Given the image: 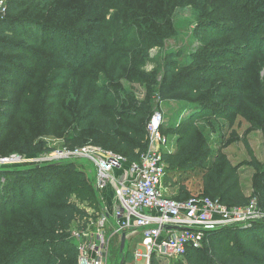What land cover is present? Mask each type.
Instances as JSON below:
<instances>
[{
    "label": "trees",
    "instance_id": "16d2710c",
    "mask_svg": "<svg viewBox=\"0 0 264 264\" xmlns=\"http://www.w3.org/2000/svg\"><path fill=\"white\" fill-rule=\"evenodd\" d=\"M189 4L196 7L197 0H7L0 21V156L14 148L38 157L51 151L35 142L30 125L62 123L65 115L73 136L65 149L92 145L138 162L155 105L187 102L189 112L179 123L161 128L177 138L176 148L161 154L164 182L177 189L173 200L208 198L243 208L255 198L264 212V160L249 144L258 133L264 148V0L220 3L219 18L235 26L227 32L249 44L250 62L241 71L251 84L223 81L231 75L224 68L206 76L212 64L237 57L232 48L209 50L208 37L185 63L178 54L153 58L164 39L179 35L183 27L172 22V14ZM201 23L203 29L216 24ZM32 60L28 74L22 66ZM134 86L142 90L140 101ZM228 93L236 96L228 99ZM74 160L0 171V207L6 212L0 213V264H78L73 232L85 230L89 216L72 196L92 206L102 201L94 179L76 169L84 159ZM247 172L250 194L242 185ZM229 237L235 241L225 245ZM183 259L264 264V221L206 231L202 246L188 248Z\"/></svg>",
    "mask_w": 264,
    "mask_h": 264
},
{
    "label": "built area",
    "instance_id": "2783aa9c",
    "mask_svg": "<svg viewBox=\"0 0 264 264\" xmlns=\"http://www.w3.org/2000/svg\"><path fill=\"white\" fill-rule=\"evenodd\" d=\"M7 8V0H0V21ZM163 123L162 114L154 112L146 126L147 147L138 162L128 163L120 155L84 146L33 158L13 155L0 158V165H40L70 159H84L93 165V187L102 200L108 191L113 203L103 208L94 222L89 221L85 230L73 232L78 241V264H105L110 241L122 234L126 239L137 236L143 240L140 257L148 264L152 256L182 259L188 248L202 246L206 231L225 226L249 227L264 221V212L255 198L243 208H227L208 198L191 197L178 202L164 197L166 167L161 154L173 148L161 133Z\"/></svg>",
    "mask_w": 264,
    "mask_h": 264
},
{
    "label": "rangeland",
    "instance_id": "374dc122",
    "mask_svg": "<svg viewBox=\"0 0 264 264\" xmlns=\"http://www.w3.org/2000/svg\"><path fill=\"white\" fill-rule=\"evenodd\" d=\"M222 0H197V6L194 7L193 5L189 4L187 6H183L177 11H175L172 14V22L175 25H180L183 27V29L180 31L179 35L173 36L170 39H164L168 37H163L164 39L163 44L164 47L161 48H155L152 50L153 58L156 60L160 56L165 57L166 54H173V55H180L179 63H185L187 61V58H190V56L193 54L194 51L201 49V45L203 43L204 38L208 37L210 40V47L209 50H216L224 47L232 48L234 50V53L237 55L235 58H229L226 57L215 64H212L215 66H209L208 70L206 71V76L211 73L214 69H223L224 72L227 74H231L224 79L223 81L228 82L231 78L235 81H241L245 84H251L252 82H245L247 78L244 77L241 70H246V67L248 65V56H249V44L246 42L245 37L243 35H238L235 33L227 32L229 30H234L235 26L230 25L227 19H220V13L219 10L221 8ZM211 5L210 8L208 6ZM215 22L216 24L214 26H210L206 29H203L201 22ZM240 28L237 26L236 30L238 31ZM227 32V33H226ZM196 34V35H195ZM59 38L60 42H63V39ZM253 46V44L251 45ZM254 47V46H253ZM36 60H32L30 63L25 64L22 66V68L25 70L26 73H30L34 69V63ZM233 78V75H236ZM261 76L264 75L263 71L260 73ZM261 79V77L259 76ZM233 82V81H232ZM230 82V83H232ZM128 85H125L127 87ZM135 90V96L137 97V100L143 99L142 90L139 89L137 86L133 87ZM12 91L11 87H5L4 91ZM141 90V94H140ZM3 91V92H4ZM219 92V91H217ZM220 93V92H219ZM224 94V93H223ZM236 96V93H228L227 98H233ZM5 98V94H0V99ZM13 98V97H12ZM10 99V101L12 100ZM155 110L159 111L163 118L164 128L168 126H172L174 124L179 123L182 116L189 112V107L187 106V102H162L158 105H155ZM10 111V109H8ZM65 115L61 116L62 123H56V124H42L41 122H37L31 127L30 125V134L35 136V142H43L46 144V148H49L51 151L48 152H42L38 155L42 156L41 154H48L57 150L65 149L71 147V145H67V143L73 140L72 132L70 129L72 128V125H66L65 123L68 122V119L64 117ZM41 118L39 115L36 117ZM33 118V116H32ZM38 118V121H42ZM224 123L222 121H219V123ZM64 123V125H63ZM7 124V121L3 123ZM52 127V129L47 128ZM36 127V128H35ZM64 128H66L64 130ZM165 133V132H164ZM225 133H227V130L225 129ZM166 139L170 142V147L173 149L176 148L177 144V138L175 136H166L162 134ZM215 137H219V134H216ZM250 146L251 149L254 150L255 155L260 159L264 160V148L262 145V141L260 139V135L258 133H254L250 137ZM86 146H92V145H86ZM96 147V146H94ZM99 148V147H97ZM240 148L243 151L244 147L240 145ZM101 150L108 152L106 149ZM231 153L238 155V153H235L232 150H230ZM13 155H20L22 157L26 158H33L38 157L30 156V155H24L20 154L15 148L13 151H11L9 154H5L0 156V158H7ZM74 160V159H72ZM74 161H80L78 159H75ZM236 161V160H235ZM76 169L79 172H82L85 176V179L91 182V180L94 179V167L93 165L86 161L81 160L80 162H75ZM23 165H0V171H8L13 169H20L23 170ZM125 167V166H124ZM119 172L115 173V176L118 177ZM249 175L247 173L242 174V185L244 190L248 192V184H249ZM66 181V180H65ZM162 189L164 192V197L172 198L174 199L175 193H177V189L170 187L166 184V181L164 182V179L162 180ZM106 192L103 193L104 201L101 198L102 204L99 206H92L88 202H80L76 200L75 196H72V199L74 202L78 204L80 208H84L89 216V221L94 222L98 216H100L103 212V208H106L105 204H111L113 203V199L106 200ZM102 207V208H101ZM109 207V206H108ZM0 213L6 214V212L3 209V206L0 207ZM77 228V225L75 227V230ZM120 238L117 237L114 238L112 241H110L109 246L106 251V260L105 264H120L122 260H124V264H147L145 260L141 259L140 253L143 252L142 249V243L143 240L139 237H133L126 239L125 248L123 251V254H120L119 248H120ZM235 240L233 237H229L225 243V245L229 244L230 242L233 243ZM78 243V241H77ZM155 257V260H158V264H187L188 260L183 259H176V258H166V257H156L152 256L150 258V262L148 264H153L152 258ZM154 260V261H155ZM156 262V261H155ZM209 261H205L203 264H209Z\"/></svg>",
    "mask_w": 264,
    "mask_h": 264
},
{
    "label": "water",
    "instance_id": "95a60500",
    "mask_svg": "<svg viewBox=\"0 0 264 264\" xmlns=\"http://www.w3.org/2000/svg\"><path fill=\"white\" fill-rule=\"evenodd\" d=\"M173 229L174 230H180L179 228H173ZM125 243H126V235L122 234L121 238H120V248H119V251H120L121 255L123 254V251H124V248H125ZM120 264H124V260H122Z\"/></svg>",
    "mask_w": 264,
    "mask_h": 264
},
{
    "label": "crops",
    "instance_id": "0c3cea01",
    "mask_svg": "<svg viewBox=\"0 0 264 264\" xmlns=\"http://www.w3.org/2000/svg\"><path fill=\"white\" fill-rule=\"evenodd\" d=\"M106 200H108V199H111V195H110V193L108 192V191H106ZM104 201V200H103ZM105 202V201H104ZM106 205V207H108V206H110L109 204H105Z\"/></svg>",
    "mask_w": 264,
    "mask_h": 264
}]
</instances>
